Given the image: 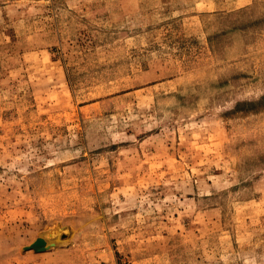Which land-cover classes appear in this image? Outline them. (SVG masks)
<instances>
[{
  "label": "rangeland",
  "instance_id": "374dc122",
  "mask_svg": "<svg viewBox=\"0 0 264 264\" xmlns=\"http://www.w3.org/2000/svg\"><path fill=\"white\" fill-rule=\"evenodd\" d=\"M0 264H264V0H0Z\"/></svg>",
  "mask_w": 264,
  "mask_h": 264
},
{
  "label": "water",
  "instance_id": "95a60500",
  "mask_svg": "<svg viewBox=\"0 0 264 264\" xmlns=\"http://www.w3.org/2000/svg\"><path fill=\"white\" fill-rule=\"evenodd\" d=\"M44 245H45V240L42 237H38L30 245L26 246V248H33L35 250H40L44 248Z\"/></svg>",
  "mask_w": 264,
  "mask_h": 264
}]
</instances>
